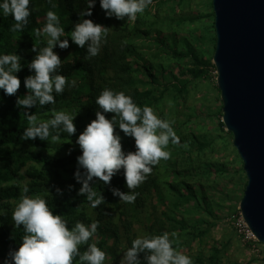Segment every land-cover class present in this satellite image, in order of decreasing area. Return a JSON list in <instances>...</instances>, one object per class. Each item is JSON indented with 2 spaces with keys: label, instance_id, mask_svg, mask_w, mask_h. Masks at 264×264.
Listing matches in <instances>:
<instances>
[{
  "label": "trees",
  "instance_id": "obj_1",
  "mask_svg": "<svg viewBox=\"0 0 264 264\" xmlns=\"http://www.w3.org/2000/svg\"><path fill=\"white\" fill-rule=\"evenodd\" d=\"M189 2L153 0L142 14H137L135 21H131L127 17L124 20L106 18L100 0H95L90 17L79 15L87 7L86 0H30L31 15L23 32L9 31L14 19L11 15L5 16L0 9V56L16 53L22 57L24 65L17 73L21 79L17 95L8 97L0 90V264H4L5 259L11 264L9 252L17 251L22 243L24 231L22 226H14L12 213L25 185L29 188L28 196L45 198L54 215L62 214L70 229L77 221L89 226L99 221L97 234L90 243L105 251L108 254L105 261L113 260L114 264H120V254L131 246L132 240L144 235L168 232L171 239V233L176 232L173 246L177 251H192L193 243H198L199 247L203 244L209 233L207 220L216 219L215 207H220L212 200L219 186L217 181L230 173L226 164L211 161L214 142L202 131L209 129L200 127L197 109L188 105L198 82L206 80L211 69L216 70L213 58L205 54L206 43L213 53L216 45L212 1L209 4L212 11L206 15L186 14ZM48 11L57 14L64 29L61 40L69 42L67 49H60L58 44L53 48L62 61L57 74L66 76L69 84L62 95L53 92L55 105H37L28 111L42 121L52 118L53 108L77 115L73 121L77 132L72 137L61 131L63 125L56 130L50 127L52 134L60 131L58 142H52L51 137L44 141L39 137L24 140L23 132L29 124L25 110L15 106L17 97L27 94L24 78L33 74L27 64L37 53L31 49L33 46L38 50L46 47L50 39L42 32L46 21L38 19L39 15L46 18ZM82 19L111 28L99 54L94 57L86 58L91 41L81 49L71 40V31ZM37 29L41 30L39 36ZM74 52L79 55H73ZM73 80L75 87L71 86ZM104 89L122 91L141 108L151 107L160 118L174 121L173 128L180 144L170 143L167 150L171 158L161 160L146 181L133 190L139 193L134 203L121 202L111 191H129L123 169L107 185L94 177L90 186L98 195L102 194L105 203L92 208L87 194L77 195L82 184L76 182L74 173L76 158L82 152L75 142L87 124L96 119L95 112H102L95 100ZM105 115L112 119L114 114ZM218 126L224 128L223 122ZM116 134L121 137L125 155L135 151L134 139L125 137L118 123ZM69 149L72 150L70 155ZM242 173L245 175L243 170ZM69 185L73 186L71 191ZM194 210L203 215L191 217ZM80 250L85 251L86 246H81ZM210 252L207 255L199 249L195 254L186 252L185 255L192 258L193 264H222L221 251L212 248ZM143 255L141 253L142 264Z\"/></svg>",
  "mask_w": 264,
  "mask_h": 264
},
{
  "label": "clouds",
  "instance_id": "obj_2",
  "mask_svg": "<svg viewBox=\"0 0 264 264\" xmlns=\"http://www.w3.org/2000/svg\"><path fill=\"white\" fill-rule=\"evenodd\" d=\"M152 2L153 0H100V7L106 18L124 20L127 17L128 20L135 21L137 14H142ZM86 5L79 13L81 17L92 15L91 9L95 7V0H86ZM0 9L5 16L11 15L14 19L9 31L23 32L31 15L30 0H3ZM110 31L111 28L94 23L91 19H82L71 31V40L81 49L86 42L91 41L86 57L90 58L99 54L101 44L106 41ZM42 32L50 39L46 47L38 50L33 46L31 49L37 53L27 64L28 70L33 74L24 78L27 94L17 97L15 106L25 110L24 116L29 124L23 132L24 140H35L39 137L44 141L51 137L52 142H58L61 139L60 131L52 134L50 127L56 130L63 125L61 131L72 137L77 132L73 123L77 115L53 108L52 118L42 121L28 110L36 108L37 105H55L53 92L59 95L64 93L69 81L66 76L57 74L62 61L53 48L58 44L60 49H67L69 42L68 39L61 40L64 29L53 11L46 13V24ZM36 34L41 35V30L37 29ZM21 61L22 57L16 53L0 56V90H3L5 96H16L21 88V79L17 75L24 67ZM75 85L76 81H71V86ZM95 104L102 112H95L96 119L87 124L75 142L82 152L76 158L77 170L74 173L76 182L82 184L77 195L87 194L86 199L90 206L97 208L105 200L102 194L98 195L90 186V182L95 177L107 185L123 169L129 191H111L113 196L120 197L121 202L134 203L139 193L133 190L146 181L153 167L161 160L171 158V152L167 150L170 143L180 144V138L173 128L174 121L160 118L151 107L141 108L131 96L122 91L104 89L96 98ZM107 113L114 114L112 119L106 118ZM117 123L125 137L134 139V152L130 151L125 155L122 151L121 137L116 134ZM71 151L69 149V155ZM81 169L84 170L83 173ZM72 187L69 185L70 191ZM28 191L29 188L25 185L19 203L12 213L14 226H22L24 235L18 250L8 254L11 264H76L77 258L78 264H104L108 254L95 243H90L97 234L99 221H93L90 226L77 221L70 229L62 214L54 215L45 198L39 195L30 197L27 195ZM56 191L59 193L60 189ZM177 235L172 232L170 239V234L164 232L160 235L135 238L124 252L120 264H142L141 253L144 254L143 264H193L190 256L174 248ZM81 246H86V250L81 252ZM4 264H10L9 259H5Z\"/></svg>",
  "mask_w": 264,
  "mask_h": 264
},
{
  "label": "water",
  "instance_id": "obj_3",
  "mask_svg": "<svg viewBox=\"0 0 264 264\" xmlns=\"http://www.w3.org/2000/svg\"><path fill=\"white\" fill-rule=\"evenodd\" d=\"M211 1L222 122L247 178L239 208L264 246V0Z\"/></svg>",
  "mask_w": 264,
  "mask_h": 264
},
{
  "label": "rangeland",
  "instance_id": "obj_4",
  "mask_svg": "<svg viewBox=\"0 0 264 264\" xmlns=\"http://www.w3.org/2000/svg\"><path fill=\"white\" fill-rule=\"evenodd\" d=\"M209 4L210 0H190L189 5L186 7V14L206 15L212 11ZM38 19L39 21H46L44 15H39ZM204 21L206 19L201 21V27ZM201 35L204 36L205 33L201 32ZM206 44L207 52L205 51V54L213 58L214 53L212 50H209L210 48L208 49V43ZM77 53L74 52L72 54L79 55ZM217 88V73L216 70L211 69L209 77L204 81L198 82L195 92L188 99V105L197 109V114L200 116V120L198 121L200 127H208L209 129L202 131L208 133L207 137L211 142H214L215 152L212 153L211 161L226 164L230 175L225 179L217 181L219 186L215 193L216 197L213 196L212 200L219 204L220 207H215L217 218H208L207 220L210 223L207 226L209 233L204 239L203 244L199 247L198 243H193L192 251L184 249L181 252L183 254L186 252L195 254L200 249L209 255L211 253L210 249L216 248L221 251L222 264H264L263 249L260 248V253H258L245 244L234 226L239 213H241L239 207L247 185V178L242 173V170L244 171L243 163L233 146V135L225 127L221 128L218 126L223 117V104L220 91ZM202 215L200 212L194 210L191 211L190 216L200 217ZM123 254L124 252L120 254V260ZM104 264H114V261L107 260Z\"/></svg>",
  "mask_w": 264,
  "mask_h": 264
},
{
  "label": "built area",
  "instance_id": "obj_5",
  "mask_svg": "<svg viewBox=\"0 0 264 264\" xmlns=\"http://www.w3.org/2000/svg\"><path fill=\"white\" fill-rule=\"evenodd\" d=\"M234 226L236 231L238 232L239 237L245 244L249 245L254 251L258 253H260V248H262V252L264 253V246H261V244L258 242L256 237L244 221L241 213H239V217L236 219Z\"/></svg>",
  "mask_w": 264,
  "mask_h": 264
}]
</instances>
